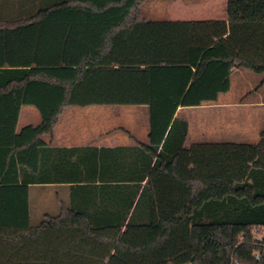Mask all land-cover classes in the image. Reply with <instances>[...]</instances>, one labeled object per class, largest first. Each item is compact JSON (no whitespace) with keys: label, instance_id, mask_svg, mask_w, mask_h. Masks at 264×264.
Masks as SVG:
<instances>
[{"label":"trees","instance_id":"1","mask_svg":"<svg viewBox=\"0 0 264 264\" xmlns=\"http://www.w3.org/2000/svg\"><path fill=\"white\" fill-rule=\"evenodd\" d=\"M143 1L0 0V264H264V121L255 142L185 146L176 115L237 68L264 83V0H227L225 20H148ZM29 104L40 118L15 133ZM89 105H147L148 141L42 139ZM150 168L190 187L158 224ZM49 183L54 200L30 195Z\"/></svg>","mask_w":264,"mask_h":264},{"label":"crops","instance_id":"2","mask_svg":"<svg viewBox=\"0 0 264 264\" xmlns=\"http://www.w3.org/2000/svg\"><path fill=\"white\" fill-rule=\"evenodd\" d=\"M202 4L198 5L192 3L189 0L169 1L170 10L172 13L179 11L184 14L183 11H187L189 9L192 10L191 13H186L188 17L180 16L173 20L226 19L227 0H203ZM202 9L203 11L200 12ZM241 69L245 68H237L233 70L231 76L234 73L243 75L244 72H242ZM262 87H264V83ZM222 96L224 95L219 94L217 100L210 103L177 108L176 115L179 117H181L179 112L182 109H187L184 117H181L187 122L186 138H191L193 140L192 143H249L257 141L259 139V132L262 129L264 121V98H259L257 101H228L222 99ZM11 98L12 97H10V100H12ZM22 108L23 106L21 105L20 113H18L15 125L18 123V118L20 117ZM18 131L19 130H17V127L15 126V133ZM113 133V130L106 129L98 132L96 136L90 140H85L82 138L78 139L77 141H73L70 133L68 136L63 134L61 135L60 133L55 135L53 129L51 135L42 136V139L46 143H51L53 146L83 145L87 142H91L97 146H113L115 144H131L133 142L132 139L128 138V135H126V139L124 141L114 142ZM133 137L135 138L134 135ZM11 140L14 142L16 140L15 136L11 137ZM151 169L153 168L149 169L142 183L148 185L150 188L152 219L153 213L163 212L164 209H166L178 199L179 193L183 191L177 184L170 185L167 181L157 179L155 175L151 177ZM62 186V183H49L43 186L32 185L30 186V195L36 197L38 194H44L48 196L47 198H49V200H54L55 192L59 191L60 187Z\"/></svg>","mask_w":264,"mask_h":264},{"label":"rangeland","instance_id":"3","mask_svg":"<svg viewBox=\"0 0 264 264\" xmlns=\"http://www.w3.org/2000/svg\"><path fill=\"white\" fill-rule=\"evenodd\" d=\"M170 0H144L141 9L143 15L148 20H173L178 17H188L186 13H191L192 10L182 12H171L169 6ZM192 3L201 5L203 0H189ZM203 5V4H202ZM203 11L200 10V12ZM182 20V19H181ZM243 75L234 73L230 79V85L226 92L220 93L222 99L228 101L246 100L257 101L259 98H264V87L261 83L263 75L254 72L250 69H241ZM187 109H182L179 112L181 117H184ZM20 113V105L18 106ZM40 118L39 110L33 105H24L20 117L18 118L17 130L22 127L34 123L36 124ZM113 130L114 142L124 141L126 133L122 130H127L132 133L140 142L148 141V107L147 105H89L84 107L69 106L60 116L58 124L54 128V134L69 135L73 141L84 138L90 140L96 136L98 132L103 130ZM83 139V140H84ZM84 140V141H85ZM193 140L186 138L185 146H190ZM110 143V142H109ZM151 177L159 180L167 181L170 185L177 184L183 192L179 193L178 199L163 210L161 213H153L152 223L158 224L159 221L166 215L178 210L181 204L184 203L189 194V186L186 183L177 181L172 176L151 169ZM156 185V184H155ZM38 218L34 217L33 221ZM264 234L260 232L259 238Z\"/></svg>","mask_w":264,"mask_h":264},{"label":"built area","instance_id":"4","mask_svg":"<svg viewBox=\"0 0 264 264\" xmlns=\"http://www.w3.org/2000/svg\"><path fill=\"white\" fill-rule=\"evenodd\" d=\"M254 256H255V258H258V253H255V255H254Z\"/></svg>","mask_w":264,"mask_h":264}]
</instances>
